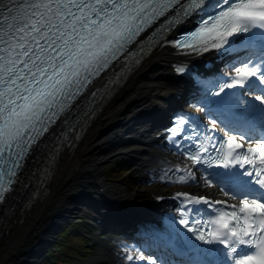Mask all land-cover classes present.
I'll list each match as a JSON object with an SVG mask.
<instances>
[{"label":"bare ground","instance_id":"obj_1","mask_svg":"<svg viewBox=\"0 0 264 264\" xmlns=\"http://www.w3.org/2000/svg\"><path fill=\"white\" fill-rule=\"evenodd\" d=\"M176 56L166 47L152 50L91 120L74 145L61 154L43 196L16 213L15 219L10 217L1 228L0 264H37L39 249L51 239L55 226L65 217L85 220L89 209L100 210V215L119 216L120 208L114 201L125 199L142 203L143 199H150L156 192L169 188L168 184L160 182L147 185V180L138 181L131 190L108 185L99 181L98 170L109 160L106 153L112 145L136 144L125 153L138 165L140 172L151 166L152 160L158 161L153 149L158 145L151 144L149 129L156 125L160 116L153 111L152 104L158 101L156 94L172 83L169 63L177 59ZM138 116L142 117L137 119ZM143 117H148L146 123L141 121ZM127 134L132 137L125 138ZM118 174L116 170L113 175ZM102 184L106 187L105 199L98 192ZM197 186L211 190L204 182ZM34 243L37 246L29 249ZM111 250L102 247L100 254L88 264H112L115 261L110 260Z\"/></svg>","mask_w":264,"mask_h":264},{"label":"trees","instance_id":"obj_2","mask_svg":"<svg viewBox=\"0 0 264 264\" xmlns=\"http://www.w3.org/2000/svg\"><path fill=\"white\" fill-rule=\"evenodd\" d=\"M116 170L117 172H119L118 170L124 171L116 163L110 169L104 171V175L108 181L109 179L118 180L117 175H113ZM86 228L87 224L84 222H67L62 228V234L57 235L54 244L43 255V263L70 264L72 257L79 258L85 255V252H90L91 248L87 246V242L85 241ZM84 242H86V245H83Z\"/></svg>","mask_w":264,"mask_h":264},{"label":"rangeland","instance_id":"obj_3","mask_svg":"<svg viewBox=\"0 0 264 264\" xmlns=\"http://www.w3.org/2000/svg\"><path fill=\"white\" fill-rule=\"evenodd\" d=\"M131 147H136L135 145H129V146H120V147H115V148H109L108 150H107V153H106V155L108 156V158H109V160L108 161H106V162H104L100 167H99V170H98V175H99V181L100 182H103V183H105V184H112V186H116V185H118V186H121V187H123V188H125V187H127L129 190H131L130 189V187L131 186H133L134 185V188H135V185H137V184H139V183H137L136 182V177L134 178V176H135V174L133 173V171L132 170H130V174H131V177H132V180L130 179L129 181H128V178L126 177V175H127V171H125V172H123V170L121 171V170H118L119 171V174L117 175V181H114V182H112V181H108V182H106L105 181V179H106V177H105V175H104V170L105 169H107V168H109V167H111L110 166V164H113V162H115L114 161V159H116V161L118 160V159H120V156L119 155H116V153H118L119 151H124V150H127L128 148H131ZM108 170V169H107ZM121 172V173H120ZM128 173H129V170H128ZM113 178H115V177H113ZM109 180H112V179H109ZM23 212V211H22ZM90 212H91V210L89 209V212L87 213L88 215H90ZM11 216V218H13V219H15L16 218V216L15 215H13V214H11L10 215ZM9 216V217H10ZM68 218H70V220L69 221H71L74 217H69L68 216ZM64 221H66V220H64ZM63 221V222H64ZM68 221V222H69ZM3 228V227H2ZM53 233V232H52ZM61 235L62 234V229L58 232V233H56L55 235H54V238L56 239L57 238V235ZM52 236V234H50V237ZM54 239V240H55ZM86 241V240H85ZM87 244H90V241L89 240H87ZM83 245H86V242H84L83 243ZM37 245H35V243L33 244V246L32 247H30L29 249H34L35 247H36ZM42 249V247L39 249V250H41ZM39 252V251H38ZM98 254H100L98 251H97V249H96V247L95 246H93V248L90 250V252H85V255H83L82 257H79L80 258V261L79 260H76L75 258H73V259H71V264H88L89 262H91V261H93V259L94 258H96V256L98 255ZM36 263L37 264H43L42 263V261L40 260V257H38L37 258V261H36Z\"/></svg>","mask_w":264,"mask_h":264},{"label":"water","instance_id":"obj_4","mask_svg":"<svg viewBox=\"0 0 264 264\" xmlns=\"http://www.w3.org/2000/svg\"><path fill=\"white\" fill-rule=\"evenodd\" d=\"M68 219V218H67ZM66 220V218H63L62 221L57 224L55 226V229L53 230V233H52V236H51V239L49 241H46L45 244L43 245L42 249L40 250L39 254H38V257L41 256L46 250L47 248L52 244V242L54 241V235L56 233H58L60 231V229L62 228V225H63V221Z\"/></svg>","mask_w":264,"mask_h":264}]
</instances>
